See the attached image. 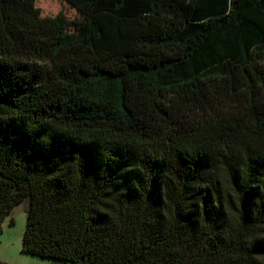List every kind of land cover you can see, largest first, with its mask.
<instances>
[{
    "label": "trees",
    "instance_id": "obj_1",
    "mask_svg": "<svg viewBox=\"0 0 264 264\" xmlns=\"http://www.w3.org/2000/svg\"><path fill=\"white\" fill-rule=\"evenodd\" d=\"M0 0V227L70 264H264V0ZM12 223V220L10 221Z\"/></svg>",
    "mask_w": 264,
    "mask_h": 264
},
{
    "label": "rangeland",
    "instance_id": "obj_2",
    "mask_svg": "<svg viewBox=\"0 0 264 264\" xmlns=\"http://www.w3.org/2000/svg\"><path fill=\"white\" fill-rule=\"evenodd\" d=\"M42 17L61 14L68 23V30L76 33L84 26V18L64 0H35ZM27 202L16 206L0 227V264H70L65 261L31 256L21 252L25 230ZM12 220V223L10 221Z\"/></svg>",
    "mask_w": 264,
    "mask_h": 264
}]
</instances>
